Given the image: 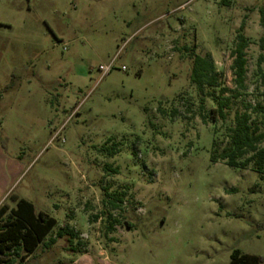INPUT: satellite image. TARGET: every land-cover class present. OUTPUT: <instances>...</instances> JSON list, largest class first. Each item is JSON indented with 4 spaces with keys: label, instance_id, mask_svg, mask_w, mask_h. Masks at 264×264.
Instances as JSON below:
<instances>
[{
    "label": "rangeland",
    "instance_id": "rangeland-1",
    "mask_svg": "<svg viewBox=\"0 0 264 264\" xmlns=\"http://www.w3.org/2000/svg\"><path fill=\"white\" fill-rule=\"evenodd\" d=\"M241 26L246 89L223 119L206 94L236 90ZM197 55L219 73L203 95ZM261 71L264 0H0V206L58 221L17 264L264 258V173L212 161L236 112L264 103ZM66 224L77 238L56 236Z\"/></svg>",
    "mask_w": 264,
    "mask_h": 264
},
{
    "label": "trees",
    "instance_id": "trees-1",
    "mask_svg": "<svg viewBox=\"0 0 264 264\" xmlns=\"http://www.w3.org/2000/svg\"><path fill=\"white\" fill-rule=\"evenodd\" d=\"M243 30L244 26H241L237 46L232 51L234 57L232 68L237 88L232 90L222 87L219 96L208 92L206 95L212 97L217 103V107L211 109L209 115L218 113L221 118L226 119L232 98L238 97L237 90L246 89V49L249 41ZM260 79L264 95L263 71H261ZM191 80L202 95L206 86L219 87V73L214 61L206 56H195ZM227 92H231V95L226 96ZM228 136L229 142L223 150L219 151L214 143L212 161L214 163L225 161L229 166L242 168H247L252 164L254 169L264 173V146H262L264 143V103L246 104L244 111L236 112L235 125L229 129ZM104 150H108V147H104ZM109 154L114 155L116 151H110ZM114 201L119 200L114 198ZM114 206H116L115 203ZM118 222V219H114L111 222V228ZM57 224L55 217L45 211H38L34 203L28 199H16L15 206L11 208L7 204H2L0 206V264L24 262L37 251L41 244H54L55 237L46 239ZM65 235H70L72 239H75L79 234L69 224H66L58 230L56 236L64 237ZM230 264H264V258L235 249L231 254Z\"/></svg>",
    "mask_w": 264,
    "mask_h": 264
},
{
    "label": "built area",
    "instance_id": "built-area-1",
    "mask_svg": "<svg viewBox=\"0 0 264 264\" xmlns=\"http://www.w3.org/2000/svg\"><path fill=\"white\" fill-rule=\"evenodd\" d=\"M100 68L103 71V73L106 75L107 73L111 71L112 66H101ZM123 69H125V66L123 67Z\"/></svg>",
    "mask_w": 264,
    "mask_h": 264
}]
</instances>
